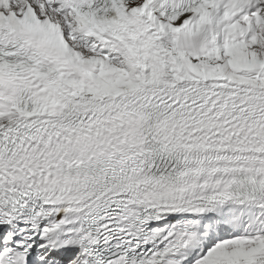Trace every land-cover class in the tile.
Instances as JSON below:
<instances>
[{"label":"snow or ice","instance_id":"snow-or-ice-1","mask_svg":"<svg viewBox=\"0 0 264 264\" xmlns=\"http://www.w3.org/2000/svg\"><path fill=\"white\" fill-rule=\"evenodd\" d=\"M0 264H264V0H0Z\"/></svg>","mask_w":264,"mask_h":264}]
</instances>
